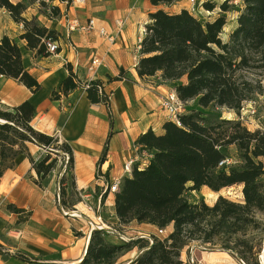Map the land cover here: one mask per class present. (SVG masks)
Masks as SVG:
<instances>
[{
	"label": "trees",
	"instance_id": "1",
	"mask_svg": "<svg viewBox=\"0 0 264 264\" xmlns=\"http://www.w3.org/2000/svg\"><path fill=\"white\" fill-rule=\"evenodd\" d=\"M51 0H0L13 22L23 30L17 38L0 35V76L25 85L36 93L41 84L23 64L19 40L33 55L48 57L46 42L59 41L60 34L40 23L36 16L26 17L29 5L39 2L40 11L49 19L61 16ZM68 6L72 0H59ZM176 0H149L152 6L170 7ZM230 0L219 4L220 12L202 20L186 8L173 12L159 8L148 14V23L139 42L135 65L138 78L157 77L170 84L184 104L195 101L197 108L180 113L177 122H163L162 131L149 129L134 140L137 155L131 173L123 176L114 192L116 229L130 222L150 224L165 231L166 236L137 237L126 243H112L104 230H92L85 253L78 264H118V258L137 248L138 255L130 264H186L181 252L198 244L237 256L243 264H264V129L251 131L239 119H226L220 108L240 114L243 104L264 93V0H237L236 23L226 40L222 31ZM210 12L212 2H202ZM59 52V47L54 53ZM67 73L50 99L60 100L83 88L91 104L106 108L109 127L113 112L106 84L129 80L128 71L120 68L105 81L79 78L69 62ZM35 107L30 100L0 107V177L16 165L18 156H26L36 177L31 181L44 188V181L56 167L59 158L64 169L58 180L59 206L69 211L81 201L75 185L73 150L60 141L34 129ZM111 132L109 133V135ZM28 144L38 145L44 154L35 161ZM107 143L97 162L105 161ZM108 182V174H103ZM206 186L212 192L240 186V200L218 195L212 204L204 198L191 201L188 191ZM98 189V188H97ZM102 191V190H101ZM103 202L107 195L99 193ZM8 211L22 214L14 204ZM263 255V262L260 256ZM12 256L31 260L20 252ZM34 261V260H32Z\"/></svg>",
	"mask_w": 264,
	"mask_h": 264
},
{
	"label": "crops",
	"instance_id": "2",
	"mask_svg": "<svg viewBox=\"0 0 264 264\" xmlns=\"http://www.w3.org/2000/svg\"><path fill=\"white\" fill-rule=\"evenodd\" d=\"M49 3L59 7L60 17L47 18L40 11L39 2L28 6L26 17L36 16L40 23L60 34L59 52L48 57L33 55L26 49L25 42L19 40L23 64L37 78L41 88L32 93L25 85L0 76V107H12L30 100L36 114L31 123L34 129L55 135L60 141L71 145L76 187L79 190L90 189L93 194L96 187L100 193L104 184L103 174H108V180L115 176L123 177L122 167L128 160H143L137 155L134 141L140 133L149 129L159 133L163 122L167 121L165 111L159 104L160 99L173 87L169 83H162L157 77L147 80L138 78L136 73L139 42L144 25L148 23V14L159 8L177 12L181 8L188 9V6L179 0L170 7L152 6L149 0H72L68 6L59 0H51ZM92 18L96 19L97 27L103 26L107 34L113 36V43L101 37L97 30L87 33L79 29H68V22L72 20L84 25ZM22 30L20 23L13 22L8 12L0 9V35L6 34L15 39ZM94 55L103 57L104 64L91 72L87 66ZM66 62L72 65L82 79L99 78L105 81L108 76L116 75L120 68L128 71L129 80L112 81L105 86L113 112L111 127L104 105L91 104L83 88L60 100L50 99L51 91L57 89L67 73L64 67ZM106 143V159L99 166L102 175L97 176V162ZM28 148L35 161L44 154V149L38 145L28 144ZM16 159L15 167L0 177V264H37L32 260L21 261L12 254L20 251L37 254L47 248L45 240L54 247L53 250L59 247L60 252L56 259L44 262L64 263L63 260L72 257L74 253L70 246V236L61 241L46 235L41 237L38 233L34 238L26 235L30 233L29 229L38 231L43 226L53 229L56 223L63 222L59 213L61 207L54 200L56 190L52 188V179L44 188H38L29 178L36 177L29 159L24 155ZM92 193L88 192L86 197H91ZM113 198L114 193H107L100 207L116 220ZM93 200L96 203L94 209L97 210L98 200ZM10 203L28 213L25 222L19 221L20 214L6 209ZM88 207L93 210L91 206ZM146 225L156 229L150 224Z\"/></svg>",
	"mask_w": 264,
	"mask_h": 264
},
{
	"label": "rangeland",
	"instance_id": "3",
	"mask_svg": "<svg viewBox=\"0 0 264 264\" xmlns=\"http://www.w3.org/2000/svg\"><path fill=\"white\" fill-rule=\"evenodd\" d=\"M212 2L216 5L214 10L208 12L206 9L202 7V2ZM224 0H199L198 9L195 13V16H198L202 20L211 19L219 14V4L222 3ZM179 2L186 3L187 0H179ZM229 4L234 7L231 8L226 13L227 24L222 31V38L224 40L227 39L228 33L234 27L236 23V15H237V7L239 6L237 0H230ZM237 6V7H236ZM185 104V105H184ZM183 104L184 111L189 110L191 108H197L195 101H189ZM218 113L222 115V117L226 119H239L240 122L245 124L251 131L257 129H264V93L257 95L252 101L246 102L243 104V109L240 114L234 113L232 110L226 108H220L217 110ZM61 158H59L56 167L51 172V176L44 181L46 185L49 180L52 179V188L56 190L54 192V200L59 204V187H58V180L59 177L64 169V162L61 163ZM104 180V179H103ZM54 181V182H53ZM240 186H231V188H223L219 191L212 192L206 186L201 187L199 191H188L186 194V198H189L191 201H196L199 198H204V200L208 204H212L218 195H222L224 197H228L229 199L233 200H240ZM101 191V190H100ZM92 191L90 189L84 190L81 192V201L77 204L74 209H70L69 211L64 210L63 208L59 209V213L61 214L62 223H56L55 226L52 228H46L43 226V229H37L35 231L34 228L29 229L30 233H25L30 238H34L35 234L38 233L41 237L49 236L52 239H59L63 241L64 239L70 238L72 239V243L70 246L73 248V256L63 260L64 263L58 264H78L77 261L80 259L84 254L86 240L90 234V225L84 219V216H89L92 219L95 218L94 215L102 216V220L104 223L103 230L107 233L106 239L112 243H126L129 242L131 239H135L137 237H148L151 239V235L154 234L155 236H159L163 238L166 236L165 232H161L159 229H153L149 225L146 224H138L136 222H130L129 225L121 227V229H116V220L105 211V209L101 208V202L97 200L99 195V190L95 187V194L91 197H86V194ZM96 198L97 201V210L94 209L96 205L95 201L93 200V196ZM88 206H91L93 210L89 209ZM86 210V211H85ZM69 213L70 211H75L77 215H69L66 216L63 212ZM28 213H22L19 218L20 222H25ZM258 218L264 220V215H259ZM70 236V237H68ZM28 241V240H27ZM44 244L47 248H43L41 252L37 254H32L29 251H20L21 254L27 256L31 260H34L37 264L38 262H43L41 264H46L44 261H49L52 259H56L59 256L60 248L57 247V250H53L54 247L48 243L46 240ZM264 245V241H263ZM1 251V248H0ZM5 253V252H4ZM7 253V252H6ZM16 253V252H15ZM139 251L137 248L131 249L128 253L122 255L118 258V264H130V262L138 255ZM180 257L186 264H243L240 259L235 255H230L226 251H222L220 249L209 248L205 246H200L198 244H192L185 248L182 252ZM38 261V262H37Z\"/></svg>",
	"mask_w": 264,
	"mask_h": 264
},
{
	"label": "built area",
	"instance_id": "4",
	"mask_svg": "<svg viewBox=\"0 0 264 264\" xmlns=\"http://www.w3.org/2000/svg\"><path fill=\"white\" fill-rule=\"evenodd\" d=\"M79 2H83L84 0H76ZM198 3L199 0H187V6H188V10L190 12H192L193 14L196 13L197 9H198ZM119 24H122V22H118ZM68 29L70 31H74V30H81L83 32H93V30H97L98 34L103 37L106 38L107 41H109L110 43L114 42V38L113 36H111L110 34H107L105 28L103 26H99L97 27L96 24V19L92 18L89 19L86 24L81 25L79 23H77L75 20H72L70 22H68ZM144 32V28L142 33ZM59 47V41H51L49 40L48 42H46V49L48 52L50 53H54L56 51V49ZM104 64V59L103 57L99 56V55H94V57L91 58V60L88 63L87 68L91 71L94 72L96 70L99 69L100 66H102ZM160 108L162 110L165 111L167 120H173L175 122H177L178 120V116L180 113L184 112L183 109V103L179 100L178 96L175 94V91L169 90L168 93L165 94V96H163L160 99ZM134 162V160H128L122 167V171L124 172V176H127L131 173V166L132 163ZM102 177V176H101ZM121 179L122 177L119 176H115L113 177L111 180H108L107 183L104 182L103 189L101 191V193H114L116 192L119 187H120V183H121ZM100 196L98 197V201L100 204ZM95 218L92 219L89 216H84V219L86 220V222L90 225V232H92V230H103L104 228V223L102 220V216L100 215H94ZM161 232H165L160 230Z\"/></svg>",
	"mask_w": 264,
	"mask_h": 264
},
{
	"label": "water",
	"instance_id": "5",
	"mask_svg": "<svg viewBox=\"0 0 264 264\" xmlns=\"http://www.w3.org/2000/svg\"><path fill=\"white\" fill-rule=\"evenodd\" d=\"M1 122V121H0ZM63 212V211H62ZM63 214L64 215H66V216H69L70 215V213H65V212H63ZM90 234H91V232H90ZM90 234H89V236H90ZM89 238V237H88ZM87 242H88V239H87ZM87 242H86V244H85V246L87 245ZM87 247V246H86ZM264 249V248H263ZM85 253V252H84ZM260 262H263V255L261 254V256H260Z\"/></svg>",
	"mask_w": 264,
	"mask_h": 264
},
{
	"label": "bare ground",
	"instance_id": "6",
	"mask_svg": "<svg viewBox=\"0 0 264 264\" xmlns=\"http://www.w3.org/2000/svg\"><path fill=\"white\" fill-rule=\"evenodd\" d=\"M69 213H70V215H77V213L75 211H70Z\"/></svg>",
	"mask_w": 264,
	"mask_h": 264
}]
</instances>
